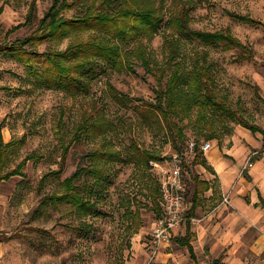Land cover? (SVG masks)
Masks as SVG:
<instances>
[{"label": "rangeland", "instance_id": "1", "mask_svg": "<svg viewBox=\"0 0 264 264\" xmlns=\"http://www.w3.org/2000/svg\"><path fill=\"white\" fill-rule=\"evenodd\" d=\"M34 1L35 13L40 18L52 0ZM31 2L0 0V43H10L34 30L37 21L22 25ZM73 12L74 9L65 14ZM231 14L245 15L248 19L240 20ZM191 16L193 29L228 31L245 46L242 51H225L197 41H186L180 46L186 53V65L192 55L198 54L200 58L203 53L206 55V61L212 63L214 90L236 113L235 118L220 113L207 115L217 132V137L208 141L222 147L238 130L242 136L245 126L238 121L264 125V0H210L197 5ZM163 40L164 35L159 32L149 42L159 61L163 60ZM68 41V38L61 42L46 40L38 49H63ZM241 55L246 58H241ZM134 69H111L97 76L88 92L71 96L56 88H31L25 64L0 51V123L3 125V138L9 141L25 135L15 163L29 153L36 154L35 159L26 163L25 175L12 176L0 184V238H3L0 241V264H210L214 258L226 264L223 258L229 255L241 258L243 264H264V228L252 217L243 218L230 209H224L216 214V221L213 222L215 217L210 220L208 215L215 207L211 205L221 201L220 198L218 201L217 194L212 200L206 199L196 206L193 213L189 211L193 176L195 174L206 180L207 167L203 165L202 169L200 164L194 163L193 152L174 151L173 139L167 130L159 131L143 118L146 108L143 101L153 100L160 84L139 62L134 63ZM111 86L130 95L128 105L124 106L116 100ZM138 104L141 107H137ZM94 105L106 118L118 124V130L110 134L117 149L125 152L131 141H136L140 148L159 152L161 159L157 162L167 164L166 167L171 166L173 154L181 157L186 219L166 245L156 246L148 235L158 217L151 209L148 190L136 181L138 172L132 163L115 164L106 201L99 204L102 214L87 219L88 226L83 225L80 218L64 205L50 204L44 215L39 217L34 213L44 195L58 194L63 190V179L76 169L81 156L102 142L99 136L83 135L78 142L71 139L85 111L88 112ZM177 123L184 128L189 139L202 142V134L191 123L187 124L186 119L177 120ZM62 144L68 146L63 161ZM154 162L156 160L150 161L149 172L159 181L161 174ZM253 164V159L247 158L235 182ZM61 166L63 171L60 174L49 176L40 185L45 173ZM206 194L208 190L204 192L205 198ZM127 208L138 210L139 220H135L141 225L137 230ZM214 226H219L217 230L222 229V233L241 226L240 244L234 241L228 244L231 249H236V254L225 253L227 244H220L213 253L209 251ZM185 234L193 246L196 261L191 258L187 247L175 240L176 236Z\"/></svg>", "mask_w": 264, "mask_h": 264}, {"label": "trees", "instance_id": "2", "mask_svg": "<svg viewBox=\"0 0 264 264\" xmlns=\"http://www.w3.org/2000/svg\"><path fill=\"white\" fill-rule=\"evenodd\" d=\"M209 1L52 0L43 15L38 18L35 13L36 4L32 0L22 25L37 21L34 30L10 43H0V51L11 54L25 64L31 88H56L64 90L71 96L88 92L91 82L97 76L111 69L134 71V63L139 62L160 84L155 90V98L143 101L146 105L143 118L149 124L155 125L159 131L167 130L173 139V149L178 153L188 150V142L193 140L194 163L212 170L201 149L203 142L217 137L213 123L207 115L220 113L235 118L236 113L214 90L211 80L212 63L206 61V55L203 53L202 58L198 54L192 55L190 63L186 65V53L180 46L186 41L217 46L225 51L231 49L242 51L245 46L228 31L211 32L191 27V11L197 5ZM72 9L74 12L71 15L65 14ZM231 15L240 20L248 19L245 15ZM159 32L164 35L162 61L156 58L149 45ZM65 38L69 41L63 49L54 47L42 51L38 49L46 40L61 42ZM240 57L246 58L244 55ZM110 89L112 95L122 105L126 106L131 101L129 94L119 91L114 86ZM136 106L139 107L140 104ZM183 119L202 134V142L187 137L184 128L177 123V120ZM238 123L254 133H262L264 147V127L255 123L241 121ZM2 127L0 123V184L12 176L25 175L26 163L36 158L33 152L15 163L25 135L5 141ZM117 130L118 124L106 118L97 106L94 105L88 112L85 111L71 139L78 142L83 135L99 136L102 142L81 156V162L76 169L63 179V190L60 193L44 195L41 198L39 206L34 210L38 217L44 215L50 204L64 205L80 218L83 225L88 226L87 219L102 214L99 204L106 201L108 188L113 182L112 169L117 163L134 165L138 172L137 183H141L148 190L151 209H154L156 217L162 215L159 200L161 183L149 172L150 161L161 159L159 152L140 148L133 140L125 152L117 149L110 136ZM62 145L63 161L68 146ZM62 171L61 166L57 170L45 173L40 185L49 176L58 175ZM212 186L211 181L201 180L194 174L189 210L191 213L196 206L206 201L204 192ZM217 190L215 187L213 195L217 194ZM214 205L215 202L211 207ZM128 212L137 230L141 225L135 220V218L139 220L138 210L128 209ZM2 240L1 237L0 241ZM175 240L186 246L191 258L196 261V254L187 234L176 236ZM210 264H220V259L214 258Z\"/></svg>", "mask_w": 264, "mask_h": 264}, {"label": "crops", "instance_id": "3", "mask_svg": "<svg viewBox=\"0 0 264 264\" xmlns=\"http://www.w3.org/2000/svg\"><path fill=\"white\" fill-rule=\"evenodd\" d=\"M262 127H264V125ZM239 131L240 130H238L230 140L225 141L222 147L215 142L209 141L211 146L208 150L204 151L208 164L212 168L211 170L205 167L208 173L205 175V179L212 183L216 180V184L213 186H217V199L218 201L219 198L221 200L209 213L208 218L211 220L215 217L213 220V222H215L216 214L224 209H230L232 213H237L243 218H246V216L249 218L252 217L251 219H254L261 228H264L263 135L260 132L253 133L247 127L242 129V136L240 135L241 133L238 134ZM250 157L253 159V166L235 182L242 165L245 160ZM200 165L203 169L204 166L202 164ZM213 186L208 190V194H206L207 200L213 199ZM225 198H227V201H224ZM214 227L215 231L212 232L213 236L211 237L209 251L213 253L216 250L215 248L220 244H227L225 253L236 254V249H231V246L228 244L232 241L240 244L241 226H236L228 233H222V229L217 230L219 226ZM177 230L178 228L174 231L175 234ZM222 238L225 240L221 241ZM163 245H166V243ZM238 251H240L239 248ZM223 262L226 264H243L241 258L236 257V255L224 257Z\"/></svg>", "mask_w": 264, "mask_h": 264}, {"label": "built area", "instance_id": "4", "mask_svg": "<svg viewBox=\"0 0 264 264\" xmlns=\"http://www.w3.org/2000/svg\"><path fill=\"white\" fill-rule=\"evenodd\" d=\"M209 141L201 144V149L206 151L210 148ZM195 148V142L190 140L188 142V152L192 153ZM181 157L178 154H173L171 159V166L166 167L167 164L154 162L161 174V199L162 215L157 218L148 235L152 242L156 245H163L170 242L174 231L185 221L187 205L184 197V181L182 165L180 163ZM251 157L249 158V160ZM251 164L250 161H248ZM169 164V165H170ZM227 201V198L224 199ZM195 221V219H192Z\"/></svg>", "mask_w": 264, "mask_h": 264}]
</instances>
